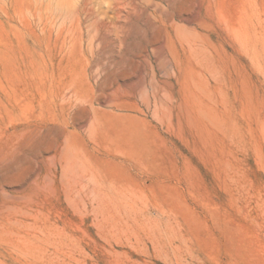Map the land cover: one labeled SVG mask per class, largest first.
I'll use <instances>...</instances> for the list:
<instances>
[{
	"label": "rangeland",
	"instance_id": "1",
	"mask_svg": "<svg viewBox=\"0 0 264 264\" xmlns=\"http://www.w3.org/2000/svg\"><path fill=\"white\" fill-rule=\"evenodd\" d=\"M0 264H264V0H0Z\"/></svg>",
	"mask_w": 264,
	"mask_h": 264
}]
</instances>
